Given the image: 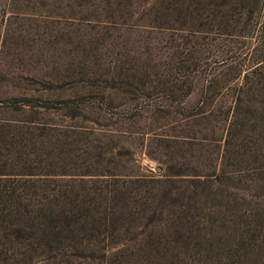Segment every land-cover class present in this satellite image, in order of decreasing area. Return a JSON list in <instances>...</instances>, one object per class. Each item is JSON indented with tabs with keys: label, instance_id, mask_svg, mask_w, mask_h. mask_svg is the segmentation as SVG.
I'll list each match as a JSON object with an SVG mask.
<instances>
[{
	"label": "rangeland",
	"instance_id": "374dc122",
	"mask_svg": "<svg viewBox=\"0 0 264 264\" xmlns=\"http://www.w3.org/2000/svg\"><path fill=\"white\" fill-rule=\"evenodd\" d=\"M0 264H264V0H0Z\"/></svg>",
	"mask_w": 264,
	"mask_h": 264
}]
</instances>
